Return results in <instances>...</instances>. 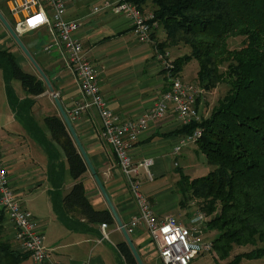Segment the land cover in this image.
Returning a JSON list of instances; mask_svg holds the SVG:
<instances>
[{
	"label": "crops",
	"instance_id": "crops-1",
	"mask_svg": "<svg viewBox=\"0 0 264 264\" xmlns=\"http://www.w3.org/2000/svg\"><path fill=\"white\" fill-rule=\"evenodd\" d=\"M14 1L21 0H0V14L13 28L15 22L22 20L25 15L21 12H11ZM101 1L64 0L66 19L76 20L80 24L75 35L95 67L100 89L109 108L127 118L138 117L148 111L154 100L167 90V78L155 57L154 46L155 42L164 41L165 33L161 28H157L153 33V42L141 43L132 33L131 23L126 15L114 14L111 11L96 14L91 12V6ZM144 11L152 10L145 7ZM42 25L18 36L36 66L48 79L52 91L32 60L21 50L0 21V49L10 48L16 63L26 72L36 75L45 85L43 94L30 96L24 92L21 84L15 83L17 80H10L17 99L28 100L29 116L36 124L34 128H29L17 115V108L15 111L11 108L0 70V153L10 177V185L23 202V206L34 215L36 228L41 229L46 246L50 249L49 260L41 264H48L53 260L62 264H80L86 260L88 264H125L123 256L116 248L120 241L126 242L125 237L87 165L85 173L81 176L86 198L94 208L106 209L112 215L113 221L106 223L109 239L99 242L101 223H85L87 228L84 230H72L64 226L52 210L50 192L53 188L48 182L46 171L47 154L39 138L42 135L44 141L56 146L43 119L47 115L61 118L59 108L55 104L57 99L70 119L73 131L121 223L126 225L136 212L134 199L117 165V158L110 144L101 137V120L95 109L88 110L74 120L70 118L73 103L82 98V92L77 78L68 69L61 52L58 49L43 51V46L54 38L49 27ZM175 56L179 57L178 54ZM53 93L57 96L53 97ZM23 105L25 107V104ZM181 129L176 114L168 112L166 118L150 122L138 139L132 142L130 155L135 162L143 158L153 160L150 166L153 178L150 180L142 171L140 177L142 192L149 198L156 216L162 218L171 215L181 224L187 225L189 217L197 208L194 206L195 200L186 199L180 193L178 180L181 174L193 178L188 171L192 156L196 155L193 151L196 146L183 147L180 153L173 154V147L183 135ZM56 148L60 153L59 159L64 163L61 188L64 195L72 187L73 179L68 172L63 152L58 146ZM80 221L85 222L83 219ZM4 226L12 228V234L15 236V230L7 219ZM127 234L143 264H162L154 241L143 228H135L133 233ZM14 243H18L17 240ZM22 264L35 263L27 258Z\"/></svg>",
	"mask_w": 264,
	"mask_h": 264
},
{
	"label": "trees",
	"instance_id": "trees-1",
	"mask_svg": "<svg viewBox=\"0 0 264 264\" xmlns=\"http://www.w3.org/2000/svg\"><path fill=\"white\" fill-rule=\"evenodd\" d=\"M130 1L142 11L151 8L152 20L165 33L164 41L156 42L157 48L178 44L189 48L174 59L175 73L196 59V80L204 90L228 85L209 117L182 126L181 134L201 129L196 152L205 155L211 170L193 178L181 174L179 191L184 198L195 200L208 216L205 229L216 233L211 247L217 259L229 260L226 264L264 259V0ZM232 37H242L240 47L229 48ZM0 70L11 108H17L25 125L34 128L28 100L17 99L10 80H19L30 96L43 94V81L20 67L10 48L0 49ZM43 120L73 179L70 190L62 195L64 163L56 146L41 135L54 214L76 231L87 228L85 223H111L110 212L94 208L86 198L81 181L86 164L64 121L56 115ZM5 220L0 210V264H22L29 258L28 252L21 250L19 242L14 243L13 234H4ZM246 246L252 248L229 259L235 248ZM116 248L125 264H137L125 241Z\"/></svg>",
	"mask_w": 264,
	"mask_h": 264
},
{
	"label": "built area",
	"instance_id": "built-area-1",
	"mask_svg": "<svg viewBox=\"0 0 264 264\" xmlns=\"http://www.w3.org/2000/svg\"><path fill=\"white\" fill-rule=\"evenodd\" d=\"M93 14L111 11L124 14L131 23L132 33L141 43L153 42L152 32L158 28L153 21V13L142 11L130 0H102L91 6ZM64 0H21L14 1L11 12L24 13V18L15 22L17 34L29 29L47 25L53 41L43 46V51L58 49L71 73L77 78L82 98L73 103L70 118L76 119L90 109H95L101 120V137L110 144L117 165L122 171L127 189L135 202L136 212L129 222L123 225L127 233L135 228H143L154 241L158 249V258L162 264H192L204 255H211V241L202 239L208 216L199 208L189 217L187 225L181 224L174 216L158 218L152 209L149 198L142 192L141 171L151 180V158H143L135 162L130 155L132 142L136 141L150 122L162 120L168 112L176 114L180 126L200 122L203 118L205 90L198 83H190L175 73L174 61L168 48L160 50L155 46V57L167 78V90L163 91L154 101L152 107L138 117H126L113 112L105 101L98 83L97 72L89 60L86 51L75 32L80 24L76 20L66 19ZM56 97V94H52ZM201 129L191 133H183L179 142L173 147V154H178L183 147L196 144ZM0 210L15 230V237L22 251H27L35 264L47 262L50 249L41 229L36 228L35 218L23 206L10 185V177L0 153ZM99 242L108 238L107 224L101 223ZM198 234V235H194ZM48 264H62L50 261ZM80 264H88L83 261Z\"/></svg>",
	"mask_w": 264,
	"mask_h": 264
},
{
	"label": "rangeland",
	"instance_id": "rangeland-1",
	"mask_svg": "<svg viewBox=\"0 0 264 264\" xmlns=\"http://www.w3.org/2000/svg\"><path fill=\"white\" fill-rule=\"evenodd\" d=\"M159 29V28H158ZM241 39L242 37H232L228 39V44H229V48L233 49V48H238L241 46ZM168 49L172 50L171 52V57L172 60L174 61V59L176 58V54L178 55H183L184 53H187L189 51V48L187 46H184L182 44H178V45H169ZM174 52V53H173ZM176 53V54H175ZM198 67V63L196 61V59L191 60L189 63L185 64L183 66V68L180 70V72H178L177 74L179 76H181L182 78H184L186 81L190 82V83H197L196 80V73L195 70H197ZM184 70V71H182ZM182 72L184 74H182ZM16 84L20 85V81H15ZM228 85L225 83H221L218 84L216 87H214L213 89L210 90H205V104H204V108H203V117L207 118L209 117V115L211 114V110L214 106L217 105L218 100L221 98V96L225 93V91L227 90ZM194 153H196V155L194 154L192 156V161L190 162V168H189V175L193 176V177H198L199 175H203L206 174L207 172H209L211 170V167L207 165L206 163V158L205 155L201 152H196V147H194L193 149ZM194 206L199 209L200 207H198L197 202H194ZM5 235H12V228H5ZM207 233H204V235L202 236V239L204 240H209L211 241L214 236H215V232H209L206 229L204 230ZM252 247L251 246H246V247H237L233 250V252L231 253L230 258H232V256L236 253H242V251H248L250 250ZM216 254V253H215ZM214 253H211V255H204L202 256V258H198L196 260L193 261L192 264H226L227 261L229 260H219L217 259L216 255ZM240 264H264V259H256V260H248V259H243Z\"/></svg>",
	"mask_w": 264,
	"mask_h": 264
},
{
	"label": "water",
	"instance_id": "water-1",
	"mask_svg": "<svg viewBox=\"0 0 264 264\" xmlns=\"http://www.w3.org/2000/svg\"><path fill=\"white\" fill-rule=\"evenodd\" d=\"M0 21L3 23L4 27L7 28V30H8L9 33H10V35L12 36L13 40H15V42H17V44L19 45V47L21 48V50H22V51H23V52L29 57V59L32 60V62L34 63L31 54L28 53V51H27V49L25 48L23 42L20 40L18 34L14 31V28L11 27V26L9 25V23L6 21V19H5V18L3 17V15H1V14H0ZM34 65L36 66L35 63H34ZM36 67H37V69H38V71H39V73H40L42 79H44V81L46 82V84H47L49 90L52 91V88H51L50 83H49L48 79L46 78V76L43 74V72L41 71V69H40L38 66H36ZM55 104H56V106H58L59 111H60V114H61V118L64 120V123H65V125H66V127H67V130H68V132H70V134H71V136H72V138H73L74 143L78 146L79 152H80L82 158H84L85 163H86V165H87V167H88V170H89L90 172H92V174H93V176H94V178H95L96 184L99 186V189H100V191H101L103 197L106 198V201H107V204H108L109 210L112 212L116 224H118V226L120 227V229H121V231H122V233H123V236L125 237L126 243H127L128 247H129L130 251H132V254H133V256L135 257V260H136L137 264H143V263H142V260H141V258H140V256H139V254H138V252H137V250H136L135 247L133 246V243H132L130 237L128 236V234H127V232H126L125 227L123 226V224L121 223L120 219L118 218V216H117V214H116V211H114V209H113V207H112V204H111L109 198L107 197L106 192H105V190L103 189V186L101 185V183H100V181H99V178H98V176H97V173L93 170V168H92V166H91V163H90V160L87 158V156H86V154H85V152H84V150H83L82 145H80V142H79V140H78V137H77L76 133L73 131V128H72V125H71L70 119L67 117L65 111L63 110L62 106L59 104V102H58L57 99L55 100ZM194 235H198V234H194Z\"/></svg>",
	"mask_w": 264,
	"mask_h": 264
}]
</instances>
